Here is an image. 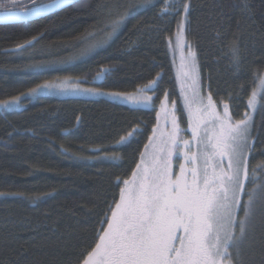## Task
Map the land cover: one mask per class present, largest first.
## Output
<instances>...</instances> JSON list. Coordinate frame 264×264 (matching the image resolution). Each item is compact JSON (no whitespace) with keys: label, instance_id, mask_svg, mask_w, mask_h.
I'll list each match as a JSON object with an SVG mask.
<instances>
[{"label":"trees","instance_id":"16d2710c","mask_svg":"<svg viewBox=\"0 0 264 264\" xmlns=\"http://www.w3.org/2000/svg\"><path fill=\"white\" fill-rule=\"evenodd\" d=\"M41 3L51 0H18L12 10ZM163 3L132 7L144 0H81L38 21L0 26V102L65 77L120 93L156 80L147 93L160 102L167 92L178 102L172 58L182 18L162 16ZM190 3L185 43L196 53L202 93L207 97L210 89L218 111L223 101L233 121L243 119L258 75H264V0ZM0 5L12 7L9 0ZM129 8L131 14L109 37L111 21ZM234 45L240 48L239 71L232 63ZM262 96L264 90L252 112L248 191L264 185V170L257 167L264 165ZM22 103L21 110L0 112V193L17 194L0 196V264H79L95 245L108 205L118 199V180L131 176L149 143L155 110L52 97ZM133 129L134 138L119 143ZM232 255L236 264H264V191L258 190L248 230Z\"/></svg>","mask_w":264,"mask_h":264},{"label":"snow or ice","instance_id":"6c2138e0","mask_svg":"<svg viewBox=\"0 0 264 264\" xmlns=\"http://www.w3.org/2000/svg\"><path fill=\"white\" fill-rule=\"evenodd\" d=\"M9 2L12 7L0 5L3 9L0 17L4 19L17 15L12 8L17 6L18 0ZM72 2L74 0H51L23 15L34 16ZM147 4H151V0L132 7ZM181 8L183 15L178 21L176 36L177 46L183 51L190 0H164L161 11L179 16ZM131 11L129 8L111 21L109 37ZM240 62V48L234 45L232 63L237 71ZM258 79L260 87L264 88V76L258 75ZM177 81L187 114V129H182L177 119V102L171 101L169 108V94L165 92L156 111L157 123L148 138L149 143L140 153L131 176L123 179L122 184L118 180V199L114 197L108 205L100 220L95 245L81 254L79 264H236L232 250H238L246 235L258 190L264 191V185L256 184L251 191L246 185L250 180L249 156L254 147L252 117L246 112L243 119L234 122L228 103L220 102L223 104L221 113L210 89L207 97L202 95L197 57L191 46L187 55L181 56ZM156 84L157 81L152 80L137 89L136 94L124 98L151 107L153 97L146 93L153 91ZM38 91L32 89L29 95H36ZM257 95L254 90L247 101L252 111L257 108ZM110 96L116 99L121 94L111 93ZM19 103L17 97L0 107L7 110ZM136 132L133 129L121 137L119 143L130 142ZM187 132L191 133L188 139L185 138ZM257 167L264 170V165ZM255 174L256 170L252 169V180ZM5 195L17 194L0 193V196ZM244 196L247 199H243Z\"/></svg>","mask_w":264,"mask_h":264},{"label":"rangeland","instance_id":"374dc122","mask_svg":"<svg viewBox=\"0 0 264 264\" xmlns=\"http://www.w3.org/2000/svg\"><path fill=\"white\" fill-rule=\"evenodd\" d=\"M161 15L164 16V15H170V14H165V13L161 12ZM182 15H183V13H182V8H181V15H180L181 18H182ZM182 43L184 45L183 51H181V49L177 46V36L174 37V40H173L174 58H172V69H173V78H174L177 94L179 97V100H178L177 105H176L177 106L176 107L177 108V117L179 119V122H182V118L184 120H187V114L184 111L183 97L181 96L180 86H179V83L177 81V74H178V69L180 66L181 56L182 55L186 56L187 51H188V47L186 46V43H185V33H184ZM200 77H201V74H200ZM201 83H202V78H201ZM44 85H47L48 87H43ZM34 89H39V91L37 92L36 95H29L30 91L32 90L31 89L28 92L17 96L20 98L19 106H16V107H13V108H10L7 110H5L3 107H0V112H11V111L21 110L23 108L22 102L24 100L33 101V100L37 99L38 97H52V98H58V99H79V100H87V101L105 100V101H108V102H111L114 104H118V105L130 108V109H136V110L137 109H139V110L155 109L156 111L159 109V102H158V100H156L157 97L154 94L146 93L147 95L152 96L153 100H154V103L151 107H146L142 103H137L134 100H129V99L124 98L128 95L136 94L137 91L131 92V93L112 92V91L104 90L101 88L81 84L77 80L69 78V77L58 78L54 81L45 82V83L37 86ZM88 90H91V91H88ZM263 90H264V88L260 87V80H259L258 85L255 88V91H257V93H258L257 97H259L262 94ZM111 93H119V94H121V96L119 98L113 99L110 96ZM202 95H203V93H202ZM17 97H15V98H17ZM15 98L10 99V100H6V101H2V102H0V104L10 103ZM169 106L171 107L170 103H169ZM156 111H155V115H156ZM252 112L253 111L251 109H249V114L253 118L254 113L252 114ZM156 123H157V118H156ZM160 126L162 128L164 127L163 118H161V120H160ZM169 127H170V125H169ZM185 138L188 139L189 138L188 135H185ZM251 142H252V140H251Z\"/></svg>","mask_w":264,"mask_h":264},{"label":"water","instance_id":"95a60500","mask_svg":"<svg viewBox=\"0 0 264 264\" xmlns=\"http://www.w3.org/2000/svg\"><path fill=\"white\" fill-rule=\"evenodd\" d=\"M79 1H81V0H74V2L70 3L68 6L61 7L60 9H49L47 11L36 14L34 16L33 15H23V13L31 12L32 9L21 11V12H15V13H17V15L10 17L8 19H4L3 17H0V26L17 25V24H24V23H29V22H33V21H38V20L44 19L46 17H49L55 13L61 12L65 9L71 7L72 5L78 3ZM37 40L38 39L31 41V44H34ZM31 44H29V43L25 44L23 48L17 47L14 49L6 50L5 53L19 52V51L27 48Z\"/></svg>","mask_w":264,"mask_h":264},{"label":"flooded vegetation","instance_id":"af4514ba","mask_svg":"<svg viewBox=\"0 0 264 264\" xmlns=\"http://www.w3.org/2000/svg\"><path fill=\"white\" fill-rule=\"evenodd\" d=\"M173 100H175L176 102H177V100L176 99H173V98H171V100H169V103H170V105H171V101H173ZM159 104H160V102H159ZM177 105V104H176ZM172 106V105H171ZM177 107V106H176ZM169 108H171L170 106H169ZM153 110H155V109H153ZM156 111V110H155ZM177 119H178V117H177ZM178 121H179V119H178ZM183 125V126H181V128L182 129H187V120H184L183 118H182V122H180V125ZM186 135H188V137L190 138V136H191V133L190 132H187L186 133ZM176 168H177V170H178V164L176 165Z\"/></svg>","mask_w":264,"mask_h":264}]
</instances>
